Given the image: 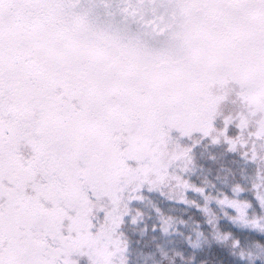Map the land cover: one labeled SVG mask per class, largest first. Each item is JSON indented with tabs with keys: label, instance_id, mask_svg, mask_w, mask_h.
<instances>
[{
	"label": "snow or ice",
	"instance_id": "6c2138e0",
	"mask_svg": "<svg viewBox=\"0 0 264 264\" xmlns=\"http://www.w3.org/2000/svg\"><path fill=\"white\" fill-rule=\"evenodd\" d=\"M213 248L264 264V0H0V264Z\"/></svg>",
	"mask_w": 264,
	"mask_h": 264
},
{
	"label": "rangeland",
	"instance_id": "374dc122",
	"mask_svg": "<svg viewBox=\"0 0 264 264\" xmlns=\"http://www.w3.org/2000/svg\"><path fill=\"white\" fill-rule=\"evenodd\" d=\"M161 243L163 244V246L168 245L167 249H168V253H169L170 258L172 257L173 249L183 251L185 257H188L191 253V249H188L186 246L181 245L179 243H167L165 241H161ZM142 250L145 253V255H147L152 250H155V248L149 247V248H143ZM220 256L221 257L223 256V257H225V259H227L226 253L222 252L221 250H219L217 248H213L211 250V252H209L207 249H205V251L197 254V259L207 261V264H218V261L220 260L219 259ZM139 264H144L143 258H141L139 260ZM164 264H168V262L164 261ZM176 264H180V262L177 260ZM257 264H259V262H257Z\"/></svg>",
	"mask_w": 264,
	"mask_h": 264
},
{
	"label": "trees",
	"instance_id": "16d2710c",
	"mask_svg": "<svg viewBox=\"0 0 264 264\" xmlns=\"http://www.w3.org/2000/svg\"><path fill=\"white\" fill-rule=\"evenodd\" d=\"M167 247H168V245H164V248H165L166 251H168ZM169 249H170V248H169ZM154 251H155V250H152L151 252H154ZM156 259H157V260L160 259V256H159L158 253H157V255H156ZM219 259H220V260H221V259H225V257H223V256L221 257V256H220ZM148 264H152L151 260L148 261Z\"/></svg>",
	"mask_w": 264,
	"mask_h": 264
}]
</instances>
